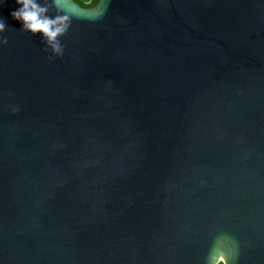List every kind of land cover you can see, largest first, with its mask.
Listing matches in <instances>:
<instances>
[{
	"label": "water",
	"instance_id": "water-1",
	"mask_svg": "<svg viewBox=\"0 0 264 264\" xmlns=\"http://www.w3.org/2000/svg\"><path fill=\"white\" fill-rule=\"evenodd\" d=\"M38 2L62 54L0 0V264H264V0Z\"/></svg>",
	"mask_w": 264,
	"mask_h": 264
},
{
	"label": "clouds",
	"instance_id": "clouds-1",
	"mask_svg": "<svg viewBox=\"0 0 264 264\" xmlns=\"http://www.w3.org/2000/svg\"><path fill=\"white\" fill-rule=\"evenodd\" d=\"M82 3L95 7L100 0H81ZM20 5L17 10L10 13L11 17L22 24V28L32 34L40 33L46 38L47 43L52 47L54 53L62 54V48L57 38L68 30L71 17L67 14H57L50 18L47 13L48 6L42 5L38 0H16ZM55 7L60 10L59 0H56ZM5 30V22L0 20V32ZM7 43V39H4ZM223 264V262H222Z\"/></svg>",
	"mask_w": 264,
	"mask_h": 264
},
{
	"label": "flooded vegetation",
	"instance_id": "flooded-vegetation-1",
	"mask_svg": "<svg viewBox=\"0 0 264 264\" xmlns=\"http://www.w3.org/2000/svg\"><path fill=\"white\" fill-rule=\"evenodd\" d=\"M222 262H223V264H225L223 256L221 254H219L216 264H222Z\"/></svg>",
	"mask_w": 264,
	"mask_h": 264
},
{
	"label": "trees",
	"instance_id": "trees-1",
	"mask_svg": "<svg viewBox=\"0 0 264 264\" xmlns=\"http://www.w3.org/2000/svg\"><path fill=\"white\" fill-rule=\"evenodd\" d=\"M75 2H77L79 5L83 6V7H90L89 5H86L84 3L81 2V0H74Z\"/></svg>",
	"mask_w": 264,
	"mask_h": 264
}]
</instances>
